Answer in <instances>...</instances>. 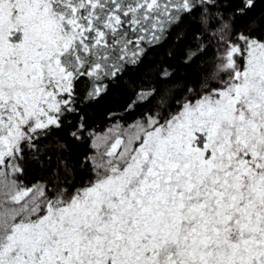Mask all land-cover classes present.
<instances>
[{"label":"snow or ice","instance_id":"6c2138e0","mask_svg":"<svg viewBox=\"0 0 264 264\" xmlns=\"http://www.w3.org/2000/svg\"><path fill=\"white\" fill-rule=\"evenodd\" d=\"M262 3L0 0V264H264Z\"/></svg>","mask_w":264,"mask_h":264},{"label":"trees","instance_id":"16d2710c","mask_svg":"<svg viewBox=\"0 0 264 264\" xmlns=\"http://www.w3.org/2000/svg\"><path fill=\"white\" fill-rule=\"evenodd\" d=\"M264 11V3L260 4L259 8L257 9V13ZM176 41L175 38L169 39L163 46L157 47L155 50L151 51L148 56L149 62H159L164 60L168 57V54L176 48ZM117 98H110L108 101H105L101 104H96L93 107L86 108L85 111L89 118L90 123L94 124L95 126H103L104 119H105V112L106 110L116 103ZM53 158V163H54Z\"/></svg>","mask_w":264,"mask_h":264}]
</instances>
